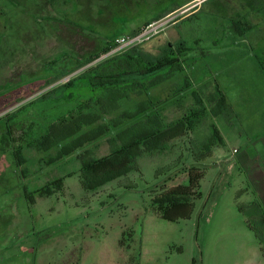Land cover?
I'll list each match as a JSON object with an SVG mask.
<instances>
[{
  "label": "rangeland",
  "instance_id": "1",
  "mask_svg": "<svg viewBox=\"0 0 264 264\" xmlns=\"http://www.w3.org/2000/svg\"><path fill=\"white\" fill-rule=\"evenodd\" d=\"M225 2L229 0L211 1L178 27L170 23L137 46L158 56L181 38L190 49L184 72L149 94L154 102L162 101L159 108H165L167 122L193 107L192 89L206 100L205 92L214 91L220 81L214 41L224 36L211 7ZM183 4V0H0V264H264V169L251 170L254 161L255 166L264 165L258 159L264 158V111L251 109L250 95H228L227 113L206 117L173 148L143 154L132 172L96 190L83 188L77 155L86 149L95 158L107 156V138L57 161L58 149L39 152L30 143L53 119L68 117L76 105L43 96L119 52L46 86L50 77L73 69L101 53L113 38L161 20ZM174 17L163 20L174 22ZM187 79L194 87L177 94ZM205 84L213 89H204ZM76 94L80 102L91 97L81 85ZM169 96L173 101L165 103ZM144 98L133 95L121 111L136 108ZM118 115L112 113L105 120L109 123ZM213 126L225 144L199 155ZM16 149L26 161L22 168L16 166ZM195 163L200 167L195 173L203 175L202 197L190 199L191 217L162 219L154 199L186 184L188 168ZM20 169L26 176L23 182ZM48 189L53 193L46 194Z\"/></svg>",
  "mask_w": 264,
  "mask_h": 264
},
{
  "label": "trees",
  "instance_id": "2",
  "mask_svg": "<svg viewBox=\"0 0 264 264\" xmlns=\"http://www.w3.org/2000/svg\"><path fill=\"white\" fill-rule=\"evenodd\" d=\"M114 39L108 42L101 53L81 62L73 69L66 68L55 77H50L46 86L111 53L114 50ZM189 51L183 41L168 45L158 56L146 54L136 46L91 65L79 76L69 79L43 96V99L50 101L76 102V105L68 113V117L53 119L43 134L34 138L33 134H27L33 138L30 143H34L39 152L47 153L58 149V156L54 160L57 161L71 157L87 145L107 138L110 147L107 156L95 158L92 152L86 149L77 155L81 162V184L85 190H96L126 176L135 169L137 159L143 154L175 147L174 143L189 136L203 119L208 116L217 118L231 109V103L218 83L214 91H204L208 94L204 100L199 91L192 89L194 83L187 79L177 88V94L192 89L195 104L179 119L167 122L165 108H159L162 101L154 102L149 94L164 83L174 81L177 74L184 72ZM80 85L91 92V97L81 102L76 94ZM211 88L213 89L210 84L204 85V89ZM133 95L137 99L143 96L145 98L137 103L136 108L121 111L122 104L131 101ZM171 101V96L165 99V103ZM116 112H119V115L107 123L106 117ZM212 128V135L199 155H202V152L209 153L218 144H225L216 126ZM8 132L10 133V129ZM13 152L16 166L22 168L26 161L21 151L16 149ZM199 168L198 164H191L186 184L179 185L154 199L162 219L176 222L191 217L194 203L190 199L202 197L200 180L203 175L195 173ZM20 173L23 182L25 172L20 169ZM56 183L61 184L62 180H57ZM45 193L52 194L53 191L48 189ZM29 199L32 201V198Z\"/></svg>",
  "mask_w": 264,
  "mask_h": 264
},
{
  "label": "crops",
  "instance_id": "3",
  "mask_svg": "<svg viewBox=\"0 0 264 264\" xmlns=\"http://www.w3.org/2000/svg\"><path fill=\"white\" fill-rule=\"evenodd\" d=\"M183 1V5L162 15L161 20L175 16L174 22L173 18H170L171 23L178 27L182 23L181 20L186 21L200 13L205 4L214 0ZM187 10L188 12L185 13ZM211 11L212 14L218 16L214 20L221 26L224 36L214 41V47L218 48L220 64L218 84L221 91L226 96L250 95L251 109L254 112L264 111V0H229L216 7L212 6ZM216 22L213 21V23ZM147 24L150 22L138 26L128 36L139 32ZM179 42L181 38L175 45ZM261 146L264 149V144ZM258 159L259 161L264 160L263 157ZM255 163L256 161L251 163V170L264 169V165L255 166ZM261 175L264 181V173ZM251 177V183L256 185L258 181L254 178V173L253 175L251 173Z\"/></svg>",
  "mask_w": 264,
  "mask_h": 264
},
{
  "label": "built area",
  "instance_id": "4",
  "mask_svg": "<svg viewBox=\"0 0 264 264\" xmlns=\"http://www.w3.org/2000/svg\"><path fill=\"white\" fill-rule=\"evenodd\" d=\"M170 23L171 19L161 20L158 22L147 24L139 32L131 36H118L113 41V51L120 52L146 43L150 41L155 35H157L164 27H167Z\"/></svg>",
  "mask_w": 264,
  "mask_h": 264
}]
</instances>
